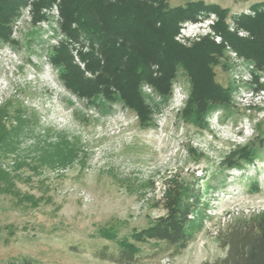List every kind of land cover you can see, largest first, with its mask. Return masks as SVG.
I'll return each instance as SVG.
<instances>
[{
	"label": "rangeland",
	"instance_id": "obj_1",
	"mask_svg": "<svg viewBox=\"0 0 264 264\" xmlns=\"http://www.w3.org/2000/svg\"><path fill=\"white\" fill-rule=\"evenodd\" d=\"M200 1L230 10L228 30L248 39L251 34L234 18L254 17L251 6L264 0L168 4ZM31 4L13 24L16 44L0 43V134L22 129L14 142L0 147V169L11 174L13 184L0 193V264H116L95 253L104 248L117 253L119 241L165 218L174 184L189 190L187 228L193 241L175 256L164 243L132 239L140 250L137 264H205L224 258L221 238L231 227L264 219V145L259 143L264 88L255 91L253 82L257 76L264 84V73L224 42L217 14L202 13L196 22L214 14L216 25L182 30L187 22L182 23L175 42L184 48L203 40L224 45L214 72L218 83L233 87L232 111H211L205 125L184 120L191 83L179 71L167 102L143 85L153 112L152 124L144 127L128 107L98 108L65 87L49 60L53 48L68 41L74 63L93 79L79 54L89 49L61 31L57 4L44 9L47 19L36 24ZM19 111L32 120L30 125L20 126ZM244 147H253L256 159L226 167L227 158Z\"/></svg>",
	"mask_w": 264,
	"mask_h": 264
},
{
	"label": "trees",
	"instance_id": "obj_2",
	"mask_svg": "<svg viewBox=\"0 0 264 264\" xmlns=\"http://www.w3.org/2000/svg\"><path fill=\"white\" fill-rule=\"evenodd\" d=\"M168 1L0 0V43L16 44L11 38L12 27L28 5H32L36 24L47 19L44 9L57 4L61 31L69 40L89 49L79 54L85 69L95 76L86 78L85 71L74 63L68 41L53 48L50 63L73 94L98 108L122 104L135 111L141 125L146 127L152 124L153 112L145 102L143 85L151 86L167 102L173 93V80L179 71H184L191 88L182 116L187 122L205 125L211 111L229 113L233 108V87L218 83L214 72L225 47L203 40L184 48L175 42V36L182 23L196 22L202 13H215L219 17L216 29L224 42L264 73V1L251 6L256 13L254 17L234 18L238 28L251 34L248 39L239 38L228 30V9L201 1L172 8ZM253 82L257 86L255 91L264 88L259 77L255 76ZM18 114L20 126L30 125L31 119L21 111ZM21 130L3 131L0 147L14 142ZM259 143L263 146L264 138L260 137ZM256 157L253 147L240 148L227 158L226 167L240 168ZM11 180V174L0 169V193L12 188ZM253 189L258 190V185ZM188 191L179 184L171 186L166 205L168 215L153 226L135 232L132 239L141 243H164L175 256L187 249L193 241L187 228L192 207L185 199ZM132 239L119 241L117 253L104 248L95 253V258L116 264H137L140 250ZM221 245L227 249L225 257L205 264H264V219L239 221L221 238Z\"/></svg>",
	"mask_w": 264,
	"mask_h": 264
},
{
	"label": "built area",
	"instance_id": "obj_3",
	"mask_svg": "<svg viewBox=\"0 0 264 264\" xmlns=\"http://www.w3.org/2000/svg\"><path fill=\"white\" fill-rule=\"evenodd\" d=\"M247 14H252V16L254 15L250 11H248ZM217 22H218V19H217L216 15L212 14L207 18H200L199 22H194V23L193 22H187V23H185L183 25L182 30H184V28H186V27H187V29H188V27L192 28V29H204V28L207 29V28H210L212 26H215ZM234 28H235V25L232 24L230 26V30L235 31ZM240 34H242V33H240ZM228 47H229V45H228ZM178 93H180V92H178Z\"/></svg>",
	"mask_w": 264,
	"mask_h": 264
}]
</instances>
